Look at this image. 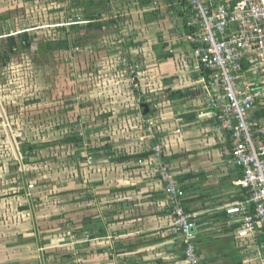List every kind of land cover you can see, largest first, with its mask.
Listing matches in <instances>:
<instances>
[{
	"label": "crops",
	"instance_id": "0c3cea01",
	"mask_svg": "<svg viewBox=\"0 0 264 264\" xmlns=\"http://www.w3.org/2000/svg\"><path fill=\"white\" fill-rule=\"evenodd\" d=\"M106 1L115 7L103 20L117 19L118 24L102 31V42L121 41L125 67H134L140 77L136 96L125 71L121 120L132 136H111L110 103L80 102L72 111H61L64 127L72 124L66 137L83 133V141L62 145L72 146L71 158L65 160L64 153L63 171L56 176L45 173L47 182L39 188L31 184H36L37 193L30 197L25 186L19 198L6 203L11 214H4L9 225L0 224L6 256L0 264H183L185 245L172 230L173 200L158 175L153 153L157 144L186 192L184 207L200 214L194 242L201 264H260L264 236L240 238L239 227L226 214L247 191L239 184L242 169L232 162L231 136L208 115V74L193 57L186 27L191 13L166 0ZM79 11L77 17L84 18L85 8ZM75 24L83 26L76 22L70 27ZM118 28L121 31L115 32ZM76 51L83 66L75 61L74 70L99 58L79 47ZM80 92L74 88V93ZM156 93L162 98L146 117L142 105ZM3 127L0 122V133ZM50 179L58 182L50 184Z\"/></svg>",
	"mask_w": 264,
	"mask_h": 264
},
{
	"label": "rangeland",
	"instance_id": "374dc122",
	"mask_svg": "<svg viewBox=\"0 0 264 264\" xmlns=\"http://www.w3.org/2000/svg\"><path fill=\"white\" fill-rule=\"evenodd\" d=\"M73 2L78 1L0 0L2 51L8 47L9 36L27 32L30 37L27 45L19 40L17 51L10 55L7 65L0 62V122L5 126L0 133V224L3 226L9 225L10 221L4 214H11L6 203L13 197L19 198V192L25 186L30 194L37 193L39 189L30 191L28 184L36 183L39 188L41 182H47L45 173L56 176L63 171L64 153L65 160L71 158L73 150L69 148L72 146L64 148L62 142L68 139L65 131L70 133L72 124L67 122L64 127L61 111H72L80 102L110 103L112 107L108 112L113 114V119L112 124L107 125L111 126V136H132L128 135L125 122L121 120L125 116V71L129 72L130 89L136 96L140 77L134 67H125L126 52L121 41L102 42L105 32H89L81 44L73 46V37L77 34L70 24H87L84 18L77 17L80 11L72 7ZM114 7L112 5L111 10ZM127 21L125 17V23ZM117 31L121 30L118 28ZM60 39L68 42L72 53L69 51L64 55L48 51V44H56ZM77 47L99 58L90 59V65L86 60V67L81 71L74 70L75 61L78 63L74 55ZM74 88L81 92L74 93ZM146 98L154 109V103L158 104L162 97L156 93ZM28 144L46 147L25 152L24 147ZM12 169L16 173L12 174ZM23 178L26 179L22 181ZM57 182L58 179H50V184ZM11 222L18 224L19 221ZM2 242L3 235H0V262L5 256Z\"/></svg>",
	"mask_w": 264,
	"mask_h": 264
},
{
	"label": "built area",
	"instance_id": "2783aa9c",
	"mask_svg": "<svg viewBox=\"0 0 264 264\" xmlns=\"http://www.w3.org/2000/svg\"><path fill=\"white\" fill-rule=\"evenodd\" d=\"M187 3L193 57L208 74L204 82L208 115L231 136L232 162L242 169L239 184L247 191L226 214L239 227L240 238H257L264 232V0ZM153 153L165 192L173 200L172 230L183 237V264H201L194 242L200 214L184 207L186 192L166 163L162 145H155ZM92 162L91 156L88 163ZM259 246V261L264 264V244Z\"/></svg>",
	"mask_w": 264,
	"mask_h": 264
},
{
	"label": "trees",
	"instance_id": "16d2710c",
	"mask_svg": "<svg viewBox=\"0 0 264 264\" xmlns=\"http://www.w3.org/2000/svg\"><path fill=\"white\" fill-rule=\"evenodd\" d=\"M168 3H178L180 6L185 8L190 14L189 5L187 3V0H166ZM151 0H148L147 4L150 3ZM73 7H81L85 8V11L83 13L84 20L87 21L86 25H79L75 24L72 25L71 28L73 31L77 34L75 37H73V46L78 45V43H82L84 41V37L91 32V31H105L106 28L111 26H116L118 24L117 19H110V20H103V16L109 12H111V6L106 0H102L101 2H95V1H88V2H73ZM104 7V8H102ZM119 21V19H118ZM188 30H190V33L192 32L191 27L188 25L186 26ZM85 34V36H84ZM18 37V38H17ZM19 40L24 43V45H27V43L30 41V37L28 33H23L18 36H9L8 37V47H6V51L3 52L2 48L0 47V62L3 66L7 65L10 61V55L15 54L17 51V48L19 46ZM48 49L50 52L63 50V51H70V47H68V42H57L56 44H48ZM208 77V76H207ZM147 101V100H146ZM145 102V98L142 100V104ZM149 106V113L145 115L146 117H149L153 115L154 110L150 103L145 102ZM144 113V109L142 110ZM83 138L79 133H74L71 136H68V139L63 141L62 144L66 145H79L82 143ZM46 146H40V145H31L28 144L24 147L25 152H33L36 149L44 148ZM29 155V154H28ZM29 159V158H27ZM25 162H29V160H26ZM262 236H264V232L262 233Z\"/></svg>",
	"mask_w": 264,
	"mask_h": 264
},
{
	"label": "water",
	"instance_id": "95a60500",
	"mask_svg": "<svg viewBox=\"0 0 264 264\" xmlns=\"http://www.w3.org/2000/svg\"><path fill=\"white\" fill-rule=\"evenodd\" d=\"M142 108L145 110L144 114L147 115L149 113V106L147 104H143Z\"/></svg>",
	"mask_w": 264,
	"mask_h": 264
}]
</instances>
